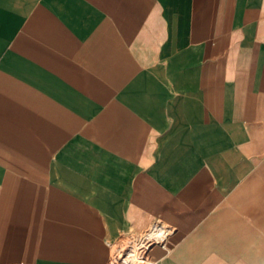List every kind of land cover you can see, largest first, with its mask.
Instances as JSON below:
<instances>
[{
	"label": "crops",
	"instance_id": "crops-1",
	"mask_svg": "<svg viewBox=\"0 0 264 264\" xmlns=\"http://www.w3.org/2000/svg\"><path fill=\"white\" fill-rule=\"evenodd\" d=\"M155 225L157 264H264V0H0V264Z\"/></svg>",
	"mask_w": 264,
	"mask_h": 264
},
{
	"label": "built area",
	"instance_id": "built-area-1",
	"mask_svg": "<svg viewBox=\"0 0 264 264\" xmlns=\"http://www.w3.org/2000/svg\"><path fill=\"white\" fill-rule=\"evenodd\" d=\"M157 228H159L157 225L152 227V230L145 236L147 240L141 243L140 247L135 248L132 244L125 246L120 254L111 257V264H157L151 256L152 246L162 237L154 235Z\"/></svg>",
	"mask_w": 264,
	"mask_h": 264
},
{
	"label": "rangeland",
	"instance_id": "rangeland-1",
	"mask_svg": "<svg viewBox=\"0 0 264 264\" xmlns=\"http://www.w3.org/2000/svg\"><path fill=\"white\" fill-rule=\"evenodd\" d=\"M152 230V228L148 229V231H146L144 233V235L140 236L139 238L136 239H122L121 241L118 242V244L115 246V248L112 250V257H114L116 254H120L121 251L123 250V248L125 246H128L129 244H132L133 247H140L141 243L145 242L147 239L145 236H147V234ZM150 241H152L150 239ZM143 247V246H142ZM108 264H111V262L109 261ZM113 264V263H112Z\"/></svg>",
	"mask_w": 264,
	"mask_h": 264
},
{
	"label": "bare ground",
	"instance_id": "bare-ground-1",
	"mask_svg": "<svg viewBox=\"0 0 264 264\" xmlns=\"http://www.w3.org/2000/svg\"><path fill=\"white\" fill-rule=\"evenodd\" d=\"M165 234V230L164 229H157L154 231V235H160L163 236Z\"/></svg>",
	"mask_w": 264,
	"mask_h": 264
}]
</instances>
